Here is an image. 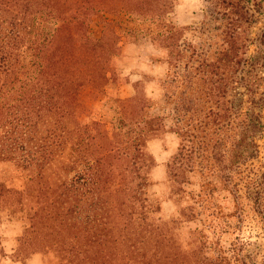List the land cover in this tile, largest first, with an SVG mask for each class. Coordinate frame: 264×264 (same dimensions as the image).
Here are the masks:
<instances>
[{"label":"trees","instance_id":"trees-1","mask_svg":"<svg viewBox=\"0 0 264 264\" xmlns=\"http://www.w3.org/2000/svg\"><path fill=\"white\" fill-rule=\"evenodd\" d=\"M206 2L210 17L219 22L220 49L208 60L188 46L181 85L191 84L188 62L197 61V91L208 103L207 121L189 127L185 117L191 101L182 93L166 128L164 117L150 115L137 81L123 105L124 132L108 135L90 116L113 75L110 57L120 44L106 16L125 13L150 21L155 33L148 36L166 50L177 74L186 55L178 44L186 27L164 21L175 1L0 0V163H12L22 178L17 185L0 182V209L24 223L15 263L25 264L34 255H50L53 264H221L226 259L208 256L196 227H188V237L180 240L181 229L192 221L190 206L166 220L159 200L150 195L156 162L147 144L164 133L179 140L166 165L179 205L188 193L181 187L190 184L194 157L202 156L210 168L218 164V181L229 189L235 164L240 167L259 153L255 140L263 124L255 109H262L264 99L255 100L249 75L264 54V32L256 55L249 57L255 19L249 0ZM96 19L102 25L99 35L91 29ZM45 23H51V31ZM233 84L249 94L244 113L241 108L233 112L227 100ZM234 122L238 162L224 163L223 135ZM210 185L204 180L200 192ZM200 196L191 197L193 203Z\"/></svg>","mask_w":264,"mask_h":264},{"label":"rangeland","instance_id":"rangeland-1","mask_svg":"<svg viewBox=\"0 0 264 264\" xmlns=\"http://www.w3.org/2000/svg\"><path fill=\"white\" fill-rule=\"evenodd\" d=\"M174 1V8L165 16L164 21L186 27L178 43L186 55L176 69L177 74L167 63L166 50L148 36L155 28L150 21L125 13L106 16L115 24L120 44L116 56L110 57L113 75H109L104 95L90 116L102 124V129L108 135L124 132L123 105L125 100L134 95V83L137 81L142 83L150 115L154 118L164 117L166 128L172 125L174 102L182 93L191 101L192 110L185 117V120H189V127L203 126L207 121L204 115L208 103L197 91L196 74L200 70L197 61L188 62L187 73L192 77L191 84L183 87L181 79L185 73L186 62L190 60L188 46H196L202 54L201 58L209 56L208 60L220 49V30L217 27L219 22L210 17L206 0ZM248 7L255 18L249 30L252 44L249 46L248 56L252 57L256 55L257 38L264 32V0H249ZM100 21L96 19L91 24L92 31L98 35L102 30ZM44 29L51 31V23H45ZM151 33H155L154 30ZM249 76L254 87L255 100L264 99V54L255 71ZM232 88L227 100L233 112L241 108L244 113L250 107L249 94L239 84H233ZM255 110L260 113L263 124L262 133L255 140L259 151L257 157L240 167L238 163L235 164L229 189H225L223 182L218 181L221 173L218 164L210 168L206 166L207 161L202 156L194 157L192 172L188 175L190 184L181 187L188 193L184 195L180 205L173 201L166 180V165L178 150V138L175 134L167 132L147 144V150L156 162V167L151 172L152 182L156 184L150 188V195L152 199L159 200L162 217L168 220L178 215L179 207L190 206L192 221L181 229L180 240L185 241L189 228H198L204 236V251L208 256L226 257L221 264H264V102L262 109ZM235 124L234 122L231 130L223 135L222 144L226 151L224 163L238 162ZM19 172L21 171L15 170L12 163H0V182L8 186L17 185L22 181ZM204 180L212 181V185L200 192V184H203ZM211 186H214V191H211ZM255 192H258V197ZM198 193H201V196L195 198L197 202L193 203L191 197ZM202 193L210 194L211 197ZM17 216H11L7 210L0 209V264H20L13 261V251L17 248L16 240L24 226ZM53 263L50 255H34L25 264Z\"/></svg>","mask_w":264,"mask_h":264}]
</instances>
